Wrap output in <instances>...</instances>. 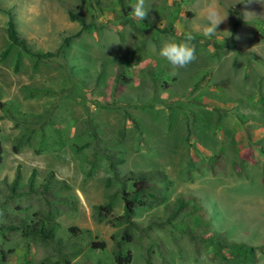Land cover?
Wrapping results in <instances>:
<instances>
[{"label": "rangeland", "instance_id": "1", "mask_svg": "<svg viewBox=\"0 0 264 264\" xmlns=\"http://www.w3.org/2000/svg\"><path fill=\"white\" fill-rule=\"evenodd\" d=\"M136 2L0 0L32 52H53L62 38L79 31L68 10L89 25L35 68L33 58L16 47L0 63V227L28 226L46 213L61 223L55 229L59 244L24 239V228L0 231L4 264H113L109 237L118 229L95 207L117 184L103 186L110 172L100 149L123 160L120 174L158 170L166 176L151 180L164 199L135 209L132 220L144 231L121 246V252L130 251V264H145L148 241L159 243L150 264H222L212 259L211 236L264 244V0H218L227 18L212 37L199 27L210 0H145L143 21L132 16ZM5 21L0 11V51L7 44ZM188 32L197 59L173 69L159 55L161 43L180 42ZM23 88L40 93L30 98ZM114 196L111 216L121 211ZM177 199L186 206L167 224ZM69 226L82 231L69 235ZM99 241L105 249L90 250ZM255 264H264V250Z\"/></svg>", "mask_w": 264, "mask_h": 264}, {"label": "trees", "instance_id": "2", "mask_svg": "<svg viewBox=\"0 0 264 264\" xmlns=\"http://www.w3.org/2000/svg\"><path fill=\"white\" fill-rule=\"evenodd\" d=\"M122 8V6L120 7ZM0 11L6 16L5 21V37L7 40V44L4 48L0 51V63L3 62L6 57L8 56L11 48L16 47L24 54L33 58V67L35 68L38 63L44 61L46 58H55L58 56V53L61 49V46H67L70 44L71 38L76 37L81 31H84L86 28L89 27L85 21L78 16L73 15L69 10L67 11L68 19L71 22H77L80 26L78 32L73 34L72 36L62 38L60 41V46L53 52H32L29 50L27 43L24 38L20 36L18 31L15 28V23L11 12L9 9H2ZM122 11V18L125 17V13ZM189 16V15H188ZM240 14H236V20L233 21L231 25V33H235V28L239 23ZM146 27L153 26L152 24L146 23ZM18 58L19 55L17 54L15 58V62L13 65V70L16 71L18 67ZM60 69L64 70L62 66H59ZM24 94L28 97H33L36 94L40 93L37 89H26L23 88ZM2 108V105H0ZM125 120H130L128 116H124ZM86 127L88 128V136L90 137L91 142H98L99 136L95 132V130L90 127V122L88 120L85 121ZM124 133V129H120L118 131V136L122 138ZM186 134H188L186 132ZM185 140L187 141V136H185ZM18 141L14 145H12L11 150L13 153H16L18 150ZM87 146V145H84ZM96 147V146H95ZM95 151V150H94ZM97 153V151H96ZM100 155L104 159L106 163V167L110 172V177H107L104 180V188H108L111 185V182L114 181L117 184V188L113 193H110L105 197V201L102 205L96 206L95 208L98 209L107 219V223L110 227L118 229L115 233L110 235V239L114 241V248L115 252L113 254L112 260L113 264H130L131 261V253L130 251L126 250L124 253L121 252V246L123 244H130L134 243L137 238L139 237L138 233H142L144 229H142L139 225H137L133 220L134 212L136 208L142 207L147 204H155L157 202L162 201L164 198L159 197L155 190L157 187L151 183V180L156 177L159 181H165L166 176L161 173L160 171H127L123 174L119 173L118 166L123 163V160L117 157L115 152H109L106 149L99 150ZM217 158H215V161ZM0 162H1V145H0ZM264 169V160L262 163ZM89 175V174H87ZM86 175V176H87ZM35 176V170H31L29 176L27 178V187L29 190L32 188L33 178ZM19 178V172L15 170L12 186H10V193L12 195H16L15 193V184ZM59 182L62 184V188H66L63 181H54ZM33 192V191H31ZM35 192V191H34ZM118 194L119 199L122 203V211L117 216H111V203L114 199V195ZM60 201V200H58ZM186 203L182 200L177 199L174 203L173 207L170 209V213L165 219V223H171V220L178 214L180 209L184 208ZM149 225H154L149 224ZM58 223H55L52 214L46 213L45 216L37 221L31 223L30 225L26 226L22 222L18 224V226H1L0 231L5 230L8 232H15L16 230L27 229V231L21 232L20 235L22 238L27 239H35L38 240L42 244L50 245L53 243H60V239L55 236V229L58 227ZM146 230V229H145ZM66 231L69 235H78L82 231L75 226H69L66 228ZM88 232V231H86ZM28 236V237H26ZM2 238L6 240V238L2 235ZM213 247L212 252V259L222 263V264H255L256 263V253H262L264 250L263 245H250L244 243H231L227 242L224 239H220L217 236H211L206 239ZM159 246L158 241H148L146 246V250L149 251L148 255L144 258L145 264H150L149 262V255H152L155 249ZM90 250L95 251H103L105 249V243L102 241L99 242H91ZM59 250V247L57 246ZM6 251L3 252L0 250V264H4L6 262ZM38 264H48L45 261H40ZM50 264H58L57 262H53ZM63 264H67L66 261Z\"/></svg>", "mask_w": 264, "mask_h": 264}, {"label": "clouds", "instance_id": "3", "mask_svg": "<svg viewBox=\"0 0 264 264\" xmlns=\"http://www.w3.org/2000/svg\"><path fill=\"white\" fill-rule=\"evenodd\" d=\"M131 8L132 16L135 19L143 21L148 18L149 11L145 8V0H137ZM226 18L227 14L223 18L221 17L218 0H210L203 8L202 19L205 23L199 26L202 34L208 37L215 36L219 33L217 32V27ZM193 39L194 35L192 32H188L180 42L171 38L164 40L161 43L159 55L167 60L173 69L186 68L197 59L196 49L194 44H192Z\"/></svg>", "mask_w": 264, "mask_h": 264}, {"label": "crops", "instance_id": "4", "mask_svg": "<svg viewBox=\"0 0 264 264\" xmlns=\"http://www.w3.org/2000/svg\"><path fill=\"white\" fill-rule=\"evenodd\" d=\"M118 167H119V166H118ZM118 170H119V168H118ZM260 189H261V188H260ZM260 189H259V191L264 192V190H262V189L260 190ZM114 197H115V196H114ZM114 199H115V198H114ZM118 199H119V195H118ZM119 200H120V199H119ZM113 202H114V200L112 201V203H113ZM120 202H121V201H120ZM121 211H122V203H121ZM121 211H120V213H121ZM57 223H58V225L60 226L61 223H59V222H57Z\"/></svg>", "mask_w": 264, "mask_h": 264}]
</instances>
